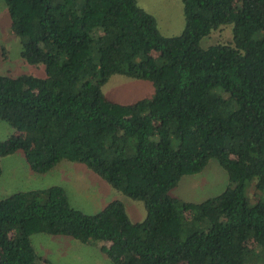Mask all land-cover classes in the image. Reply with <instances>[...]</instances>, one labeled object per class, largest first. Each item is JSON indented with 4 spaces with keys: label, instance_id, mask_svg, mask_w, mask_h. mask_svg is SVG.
I'll return each mask as SVG.
<instances>
[{
    "label": "trees",
    "instance_id": "1",
    "mask_svg": "<svg viewBox=\"0 0 264 264\" xmlns=\"http://www.w3.org/2000/svg\"><path fill=\"white\" fill-rule=\"evenodd\" d=\"M1 1L20 57L44 75L0 74V120L14 129L0 158L21 151L36 173L81 163L144 216L131 221L120 200L83 213L57 185L14 192L0 198V264H49L35 233L103 243L113 264H249L250 240L264 264V202L244 194L247 177L264 196V0H180L172 36L135 0ZM222 26L229 39L203 47ZM112 74L149 81L151 95L106 98ZM209 159L226 174L222 191L169 195Z\"/></svg>",
    "mask_w": 264,
    "mask_h": 264
},
{
    "label": "rangeland",
    "instance_id": "2",
    "mask_svg": "<svg viewBox=\"0 0 264 264\" xmlns=\"http://www.w3.org/2000/svg\"><path fill=\"white\" fill-rule=\"evenodd\" d=\"M137 5L151 14L157 29L164 36L178 34L183 28L182 5L180 0H135ZM9 18L6 7L0 0V74L17 76L29 74L36 77L44 75L42 66L26 63L19 55L20 45L18 37L8 31ZM229 39V27L222 26L211 31L200 40L203 47ZM149 81L112 74L101 86L103 95L121 105L130 104L138 99L149 97L152 93ZM123 109V113H127ZM14 129L5 121L0 120V140L12 134ZM56 168L36 175L29 179L28 166L21 151L0 158V198L18 191H26L32 186L52 185L60 186L71 207L83 213H94L103 208L111 200H120L127 217L131 221H139L144 216V209L140 201L132 200L108 183L92 173L83 164L62 160ZM61 167H65L61 168ZM36 173V172H35ZM35 183V184H34ZM251 181L246 177L244 194L249 204L264 202L262 193L250 186ZM227 185L224 170L216 160L209 159L197 174L184 175L176 186L169 191V195L184 201L199 202L207 197L218 194ZM183 215L184 212H183ZM35 253L50 264H113L96 243L82 244L67 236H49L35 233L30 236ZM249 243V264L256 261L258 248ZM255 248V250H253ZM260 259V258H259ZM255 260V261H254Z\"/></svg>",
    "mask_w": 264,
    "mask_h": 264
},
{
    "label": "crops",
    "instance_id": "3",
    "mask_svg": "<svg viewBox=\"0 0 264 264\" xmlns=\"http://www.w3.org/2000/svg\"><path fill=\"white\" fill-rule=\"evenodd\" d=\"M23 155V154H22ZM62 161V160H61ZM61 161H59L58 163H60ZM65 161V160H64ZM57 163V164H58ZM56 164V165H57ZM55 165V166H56ZM55 166H53L52 168H56ZM51 168V169H52ZM61 168H64L65 169V167H61ZM28 176H29V179H32V180H34L35 178H36V175H38V174H41V173H35V172H32L30 169H29V167H28ZM0 174H1V172H0ZM35 184V183H34ZM41 188H44V186H32L31 188H27V190H35V189H41ZM26 190V191H27ZM100 243H97V245H99ZM98 248H99V250H100V252H103V250H104V248H105V245L103 244V243H101L99 246H98ZM47 261V260H46ZM48 262V261H47ZM50 264V263H49Z\"/></svg>",
    "mask_w": 264,
    "mask_h": 264
}]
</instances>
